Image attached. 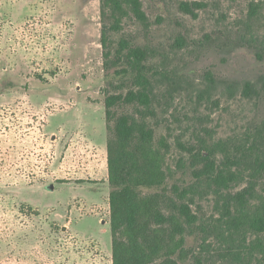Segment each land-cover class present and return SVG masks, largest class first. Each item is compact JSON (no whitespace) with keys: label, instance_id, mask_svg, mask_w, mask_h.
Wrapping results in <instances>:
<instances>
[{"label":"rangeland","instance_id":"rangeland-1","mask_svg":"<svg viewBox=\"0 0 264 264\" xmlns=\"http://www.w3.org/2000/svg\"><path fill=\"white\" fill-rule=\"evenodd\" d=\"M140 1L149 26L123 18L104 48L100 0H0V264H112L108 143L122 114L152 130L163 193L192 199L178 264H264L260 248L225 255L239 242L227 190L202 173L264 130V0ZM121 39L149 51L151 109L118 103L107 118L106 96L138 86L115 60Z\"/></svg>","mask_w":264,"mask_h":264},{"label":"trees","instance_id":"trees-1","mask_svg":"<svg viewBox=\"0 0 264 264\" xmlns=\"http://www.w3.org/2000/svg\"><path fill=\"white\" fill-rule=\"evenodd\" d=\"M100 2L105 20L102 26L104 48L108 46L109 33L121 29L123 18H135L145 28L149 26L140 0ZM105 55L109 53L105 52ZM115 56L117 61L125 59L128 62L132 79L138 86L128 89L124 95L119 93L106 96L107 118L113 113L112 107L118 103L135 102L149 111L153 93L147 76L150 69L145 65L149 51L131 40L121 39ZM245 90L251 91L252 86L246 84ZM136 113L142 115L143 111L136 108ZM115 131L116 140L108 143L109 182L112 187V264H178L184 257L183 234L186 227L190 231L196 218L190 208L189 201L192 202V199L183 201L186 191L177 193L178 201L163 193L166 190L165 174L161 169L163 154L151 143L152 130L143 119L139 121L132 114H122L117 117ZM241 165L245 168H240ZM232 167H236L237 172ZM202 173L218 189L227 190L225 195L218 191V195L225 200V210L221 215L224 216L231 242L234 239L239 242L234 247L229 245L225 255L232 260L242 261L250 258L257 248L264 253V130L257 128L248 143L241 145L234 154L225 155L215 166L211 162ZM244 179L247 181L246 186L235 192L228 191L231 184ZM258 186H261L260 193L256 191ZM149 189H161L162 192H145ZM160 199H167L172 208L169 214H164L160 209ZM216 220L220 222L218 218ZM248 233L255 235L249 244L245 240Z\"/></svg>","mask_w":264,"mask_h":264}]
</instances>
